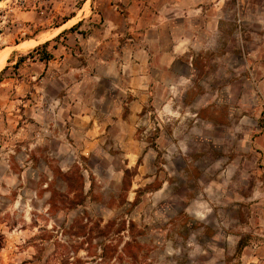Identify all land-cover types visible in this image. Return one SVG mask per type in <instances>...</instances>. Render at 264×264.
<instances>
[{"label":"rangeland","instance_id":"rangeland-1","mask_svg":"<svg viewBox=\"0 0 264 264\" xmlns=\"http://www.w3.org/2000/svg\"><path fill=\"white\" fill-rule=\"evenodd\" d=\"M176 1L0 0V264H264V0H190L192 65L114 86Z\"/></svg>","mask_w":264,"mask_h":264},{"label":"crops","instance_id":"crops-1","mask_svg":"<svg viewBox=\"0 0 264 264\" xmlns=\"http://www.w3.org/2000/svg\"><path fill=\"white\" fill-rule=\"evenodd\" d=\"M201 1V0H200ZM179 6H172V11L179 10L182 12V15L185 17L183 18L184 21V32H181L178 34L176 31H173L174 26L170 23L172 20L170 19V22H168L169 19H166L165 15L159 16L158 13L155 12L156 15L159 16L158 21L154 23V28L149 27V24L143 25L138 23L141 27H144V32L141 31L140 34H142V38L140 42L136 43L138 44V47H133L130 54L129 60L136 61L135 58H139L142 55V58L139 59L140 62L143 64V70L138 73L129 72L127 74L120 73L119 76L113 77L114 86L119 89V91L122 92H133L135 97L130 102V107L134 109L135 114L137 111L142 109L143 103L146 102V100L149 99L151 93L153 92L150 89H154L155 85L154 83H157L158 79L154 78L155 76L148 73L147 70H145L144 63L150 64L154 61H159L160 58L154 59L151 57V48L155 49V52H159L162 57H166L165 62L167 63V69L168 75L173 74L174 69L173 66L176 60H179L183 63H185L186 66H191L192 61L188 58V50L190 49V46H192V42H196L194 38V35L190 33V30L196 31L200 30L195 25L190 24V20L194 15H201V7L198 5L191 6L190 0H177L176 3ZM147 10H144L143 13L141 11L139 12L142 14L141 19L145 17ZM176 15H180L179 12H175V15L173 17H176ZM144 16V17H143ZM170 23V24H169ZM168 25H170V32L166 33L165 30H167ZM154 30V33L152 36L148 34L149 31ZM182 30V31H183ZM130 52V53H131ZM131 56L134 57L131 59ZM187 56V58H184ZM161 57V56H160ZM183 58V59H182ZM138 62V61H136ZM170 63V64H169ZM166 77L167 84L173 82V76L172 77ZM113 113V112H111ZM117 114V113H116ZM264 136V135H263ZM259 143H262L261 140L258 141ZM264 146V145H263Z\"/></svg>","mask_w":264,"mask_h":264},{"label":"trees","instance_id":"trees-1","mask_svg":"<svg viewBox=\"0 0 264 264\" xmlns=\"http://www.w3.org/2000/svg\"><path fill=\"white\" fill-rule=\"evenodd\" d=\"M74 28H75V26H73V27L71 28V30L74 29ZM47 42H48V41H47ZM47 42H45L44 45H45ZM49 57H50V55H49Z\"/></svg>","mask_w":264,"mask_h":264}]
</instances>
